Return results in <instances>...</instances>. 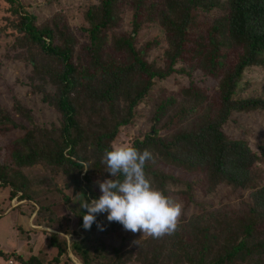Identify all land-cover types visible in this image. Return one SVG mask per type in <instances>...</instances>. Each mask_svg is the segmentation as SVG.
<instances>
[{"label":"trees","instance_id":"1","mask_svg":"<svg viewBox=\"0 0 264 264\" xmlns=\"http://www.w3.org/2000/svg\"><path fill=\"white\" fill-rule=\"evenodd\" d=\"M2 1L3 57L22 68L27 103L12 99L17 119L0 106V188L54 249L45 262L0 251L6 264H264V181L251 172L264 147L226 131L252 113L264 127V0H65L44 16ZM114 141L152 154L146 177L183 206L171 234L107 213L104 231L83 228L79 203L113 179L102 158ZM58 205L77 221L72 243Z\"/></svg>","mask_w":264,"mask_h":264},{"label":"rangeland","instance_id":"2","mask_svg":"<svg viewBox=\"0 0 264 264\" xmlns=\"http://www.w3.org/2000/svg\"><path fill=\"white\" fill-rule=\"evenodd\" d=\"M75 1L76 0H72L74 3ZM20 2L26 10L36 12L39 16H44L48 14V12L57 11V9L60 11L67 9L64 3L65 0H52L51 3L47 1L48 4L46 0H20ZM57 3L63 4V10L59 9ZM0 4L3 6L4 2L0 0ZM57 30H60V26ZM9 43V39L0 33V106L9 111L12 118L17 119L10 109L12 99L18 98L24 104L27 103V100L21 78V75L24 73L22 68L18 63L3 57ZM33 113L35 114V111H33ZM35 117L39 121L45 120L48 117V113L44 110L39 116ZM236 123V125L232 124L226 128L230 136L243 137L250 143L262 144L264 147V127L260 115L254 113L242 115L241 117H237ZM5 134V131H0V142L2 140L5 141ZM6 135H8V133ZM4 161L7 160L5 159L3 149H0V162ZM251 172L254 177V185H259L264 181V157L254 166ZM224 191L226 192V189L219 191L213 195L211 199L213 201L222 199ZM11 204L14 205L15 200L7 199V189L0 188V208H5L4 212L0 214V251L8 253L13 250L15 253L22 254L23 257H27L32 253L41 261L45 262L54 253V249L48 248L46 245L47 233H41L39 230L41 227H35L31 223L33 212H30V207L26 202H20L18 205L19 209H9L8 207ZM56 209L57 212L69 216L67 222L69 227L73 229V236L68 239V242L72 243L77 238L78 234H80L77 221L74 217L69 215L67 205H58ZM25 214H27V216ZM26 228H28L29 234L26 233ZM106 239L113 243L116 242V239L112 236L106 237ZM129 246H131V243ZM0 264H6L1 256ZM13 264L18 263L13 261ZM91 264L93 263L91 262Z\"/></svg>","mask_w":264,"mask_h":264},{"label":"clouds","instance_id":"3","mask_svg":"<svg viewBox=\"0 0 264 264\" xmlns=\"http://www.w3.org/2000/svg\"><path fill=\"white\" fill-rule=\"evenodd\" d=\"M111 150H105L102 162L113 179L97 180L101 195L79 205L86 210L83 228L90 230L95 223L99 231L104 226L97 216L107 213L109 222L120 223L125 230L143 232L153 238L171 234L177 228L182 214V204L172 201L161 190L152 187L146 177L145 165L153 159L147 150L139 151L131 144L113 142ZM118 175L123 180L114 179Z\"/></svg>","mask_w":264,"mask_h":264},{"label":"built area","instance_id":"4","mask_svg":"<svg viewBox=\"0 0 264 264\" xmlns=\"http://www.w3.org/2000/svg\"><path fill=\"white\" fill-rule=\"evenodd\" d=\"M7 264H11V260H8V261H7Z\"/></svg>","mask_w":264,"mask_h":264}]
</instances>
